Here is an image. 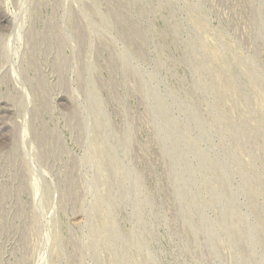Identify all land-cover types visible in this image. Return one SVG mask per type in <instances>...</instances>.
Instances as JSON below:
<instances>
[{
    "label": "rangeland",
    "instance_id": "obj_1",
    "mask_svg": "<svg viewBox=\"0 0 264 264\" xmlns=\"http://www.w3.org/2000/svg\"><path fill=\"white\" fill-rule=\"evenodd\" d=\"M0 264H264V0H0Z\"/></svg>",
    "mask_w": 264,
    "mask_h": 264
},
{
    "label": "bare ground",
    "instance_id": "obj_2",
    "mask_svg": "<svg viewBox=\"0 0 264 264\" xmlns=\"http://www.w3.org/2000/svg\"><path fill=\"white\" fill-rule=\"evenodd\" d=\"M161 118V117H160ZM180 181V180H179ZM180 183V182H179Z\"/></svg>",
    "mask_w": 264,
    "mask_h": 264
}]
</instances>
